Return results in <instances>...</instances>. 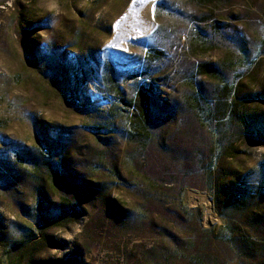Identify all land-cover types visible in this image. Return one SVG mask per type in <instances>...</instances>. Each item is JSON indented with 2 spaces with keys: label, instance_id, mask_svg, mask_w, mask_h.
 <instances>
[{
  "label": "rangeland",
  "instance_id": "rangeland-1",
  "mask_svg": "<svg viewBox=\"0 0 264 264\" xmlns=\"http://www.w3.org/2000/svg\"><path fill=\"white\" fill-rule=\"evenodd\" d=\"M0 264H264V0H0Z\"/></svg>",
  "mask_w": 264,
  "mask_h": 264
}]
</instances>
